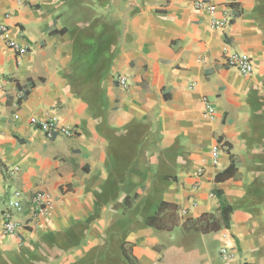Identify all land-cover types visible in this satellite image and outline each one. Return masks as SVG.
<instances>
[{"label":"crops","instance_id":"1","mask_svg":"<svg viewBox=\"0 0 264 264\" xmlns=\"http://www.w3.org/2000/svg\"><path fill=\"white\" fill-rule=\"evenodd\" d=\"M214 2L224 30L188 0H0V24L30 47L17 57L0 38V264H264L260 3ZM232 53L251 58V75L225 66ZM46 119L76 135L46 139L33 124ZM13 189L17 237L2 233ZM215 191L232 207L229 228L184 231L218 218ZM37 192L54 202L31 220ZM161 203L176 207L171 231L148 223Z\"/></svg>","mask_w":264,"mask_h":264},{"label":"built area","instance_id":"2","mask_svg":"<svg viewBox=\"0 0 264 264\" xmlns=\"http://www.w3.org/2000/svg\"><path fill=\"white\" fill-rule=\"evenodd\" d=\"M192 8L196 11H205L212 17L211 27L215 30H224L229 25V18L222 16L217 18L216 9L217 5L215 0H188ZM9 30L5 25L0 24V38L3 39L5 47L10 52L14 53L17 57L23 56L29 52L30 47L28 45H21L9 38ZM225 66L228 69H234L242 76H249L254 70V65L251 58L246 54L232 53L225 57ZM116 84L123 88H127V80L125 76H117L115 78ZM204 105V116L212 117L214 115L213 107L210 106L207 99L202 100ZM34 126L40 130L44 137L51 140L57 136H62L65 138H70L76 135V129L71 128L66 125H60L55 119H46L33 123ZM1 134V131H0ZM219 149L218 147H213L211 149V162L212 165L216 166L218 164ZM18 168L15 167L9 171L10 174L18 172ZM203 171L199 170L195 173V182L193 188L199 187V178L201 177ZM22 192L17 189H13L10 192L8 199L1 211L2 220V233L6 236L17 237L21 231V224L16 219V213L21 209ZM53 198L49 193L37 192L30 198V214L31 220L37 217L46 215L48 210L52 207ZM222 258H228L229 252L222 247L219 251Z\"/></svg>","mask_w":264,"mask_h":264},{"label":"trees","instance_id":"3","mask_svg":"<svg viewBox=\"0 0 264 264\" xmlns=\"http://www.w3.org/2000/svg\"><path fill=\"white\" fill-rule=\"evenodd\" d=\"M236 168L234 163L230 164L229 168L217 176V179H226L231 177ZM214 196L218 202V218L211 214H204L195 220H187L182 224L184 231H194L201 234L217 232L222 228H229L230 215L232 207L228 204L221 191H215ZM149 225L157 230L171 231L179 224V219L176 215V207L172 204L161 203L153 217L148 220Z\"/></svg>","mask_w":264,"mask_h":264},{"label":"rangeland","instance_id":"4","mask_svg":"<svg viewBox=\"0 0 264 264\" xmlns=\"http://www.w3.org/2000/svg\"><path fill=\"white\" fill-rule=\"evenodd\" d=\"M260 3V13H261V19H262V23L264 25V0H259ZM211 245L213 244L216 248L218 247V238L215 239H211L210 241Z\"/></svg>","mask_w":264,"mask_h":264}]
</instances>
